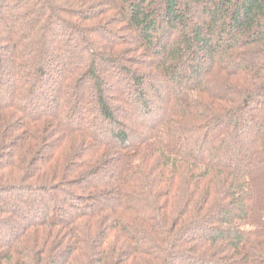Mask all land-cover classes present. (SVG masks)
Listing matches in <instances>:
<instances>
[{
    "label": "trees",
    "instance_id": "1",
    "mask_svg": "<svg viewBox=\"0 0 264 264\" xmlns=\"http://www.w3.org/2000/svg\"><path fill=\"white\" fill-rule=\"evenodd\" d=\"M263 111L264 0H0V264H264Z\"/></svg>",
    "mask_w": 264,
    "mask_h": 264
},
{
    "label": "rangeland",
    "instance_id": "2",
    "mask_svg": "<svg viewBox=\"0 0 264 264\" xmlns=\"http://www.w3.org/2000/svg\"><path fill=\"white\" fill-rule=\"evenodd\" d=\"M107 86L109 87V92H108L107 96L110 97V95H111L110 92H112V90H113L115 87L112 86L111 83L107 84ZM110 89H111V90H110ZM152 97H153V96H152ZM148 100H150V101H154V98L149 97ZM261 113H262V116H263V115H264V111L261 112ZM262 116H261V117H262ZM261 117L258 116L257 120H261V119H262ZM252 131H253V133L250 135V138H251L250 141L247 140V138H246V140H247L246 143H245V146L247 145L246 147L252 145V144H253L252 139H255V135H254L255 130L252 129ZM245 146H244V147H245ZM82 205H83V204H82Z\"/></svg>",
    "mask_w": 264,
    "mask_h": 264
}]
</instances>
